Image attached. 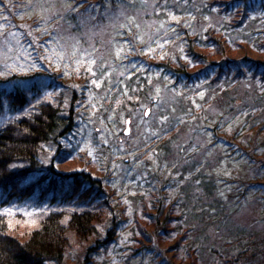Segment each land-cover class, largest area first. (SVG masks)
<instances>
[{"label":"trees","instance_id":"obj_1","mask_svg":"<svg viewBox=\"0 0 264 264\" xmlns=\"http://www.w3.org/2000/svg\"><path fill=\"white\" fill-rule=\"evenodd\" d=\"M107 4L0 0V46L25 60L0 63V264H71L75 249L81 264H264V0ZM90 98L117 125L99 150L122 169L117 197L60 168L81 154L71 135L98 132L78 109Z\"/></svg>","mask_w":264,"mask_h":264},{"label":"rangeland","instance_id":"obj_2","mask_svg":"<svg viewBox=\"0 0 264 264\" xmlns=\"http://www.w3.org/2000/svg\"><path fill=\"white\" fill-rule=\"evenodd\" d=\"M31 32V31H30ZM41 32V31H40ZM39 31L37 32V35L40 33ZM35 37V36H33ZM15 42H17V38L15 37L14 39ZM18 43H19V37H18ZM12 45L9 48H4L0 46V63L2 65L3 68L5 69H12V70H17L20 69L21 64H24L25 60L23 59L24 57L22 55H20L21 53H19L17 51V47H12ZM12 50H14V54L13 52H11ZM20 67V68H19ZM11 70V71H12ZM77 86V85H76ZM78 91L81 93L83 92L81 88V86L79 85L78 87ZM241 93L243 92V88H240ZM205 97V95L203 96V98ZM202 99V98H199ZM194 104H197L196 102H198V100L196 99H192ZM94 103V104H93ZM100 104H101V100L99 99L97 102L94 101L90 98L89 100L83 101L82 104H79V110L81 112H83L82 115V119L93 123V126H97L98 132L97 133H93L92 129L93 127L88 126L87 130L84 132L83 129L80 127L78 129V131L70 136V144L71 145H77L79 148L76 150L78 152V150H80L81 154H77V159L73 160L71 164L69 165H62L60 168L61 170H71V169H86L89 170L90 172H92L93 175H95L96 177H106L107 181L106 184L109 187V190H111L114 193V197L119 196V193L121 192V186L120 183L117 180V177H119L118 175L122 174V169L120 168V164L117 165V170L116 167H108L107 169H104V163L107 160L106 157H103V151H99V150H104L105 147L111 143V139H113V132L111 133V128L116 130V124L115 122H111L113 119L108 120V122H103L102 118H97V111H99L100 108ZM162 104H166L165 102H162ZM219 109L215 108V107H209L207 109V113L208 114H217ZM97 113H94V112ZM102 119V120H101ZM111 122V123H110ZM111 125L110 129H109V125ZM124 130L127 129L128 131L130 130V126H124ZM82 129V130H81ZM128 131H124L125 133ZM128 136V135H126ZM202 139H204L202 136H199L196 141L197 143L201 144ZM128 140V139H127ZM126 140V141H127ZM202 148H204V145L202 146ZM132 156V155H131ZM96 159L100 160L101 163L103 164V171H100L99 173L96 172V170L94 169V166L92 165L93 162L96 161ZM112 176H109L111 175ZM239 174V173H238ZM236 174V175H238ZM241 174V173H240ZM110 178V179H108ZM244 210V211H243ZM242 210V212L244 213L243 216H240L241 218L243 217L245 220H247V218H251L250 216L253 215H257L258 213V208L255 209V212L252 213V206H247ZM149 232L152 233L153 227L148 226L147 229ZM131 233L128 232V234H122L120 236H118V241L116 242V246L119 245H123L127 242V237L131 236ZM153 242H155V239L153 237ZM115 246V247H116ZM72 257H71V264H81V260H82V254L80 255L78 253V250L76 251L73 250L71 253ZM114 256V255H113ZM90 264H99L100 262L97 261V258H91L90 259Z\"/></svg>","mask_w":264,"mask_h":264},{"label":"snow or ice","instance_id":"obj_3","mask_svg":"<svg viewBox=\"0 0 264 264\" xmlns=\"http://www.w3.org/2000/svg\"><path fill=\"white\" fill-rule=\"evenodd\" d=\"M81 2H83V0H81ZM101 2L104 3V6H105V12H104V13H101V15H102L103 17H106V16H107V13H108V11H109V9H108V4H107V0H101ZM122 2H126V3H129V4H132V0H122ZM133 6H134V5H133ZM145 7H147L146 4H145ZM164 7H166V5H164ZM95 10H97V6H96V5H92V4H90L89 7L86 8L84 11H85V12H90V11H95ZM69 11H73V12H75V11H76V8H69ZM78 15H79V13H78ZM119 15H123V12L120 11V12H119ZM172 18L175 19V17H172ZM128 19H129V25H131V24L134 22V21H133V18L129 17ZM129 25H120V27H121V28H128V30L131 31V27H130ZM135 27L139 28V25L136 24ZM136 39H139V37H136ZM149 50L151 51V49H149ZM117 55H119V52H117ZM77 63H80V61H77ZM95 63H96L95 60H90V65H91V64H95ZM87 71H88L89 73H92L93 75H95V73L93 72L91 66H89V67L87 68ZM91 83L94 84V85H96V87H99V86H100V85L97 83L96 80H92ZM144 115H148V112L146 111V112L144 113ZM164 119L166 120L167 118L165 117ZM129 122H130V121H125V123H129ZM125 131H128V130L125 129Z\"/></svg>","mask_w":264,"mask_h":264}]
</instances>
